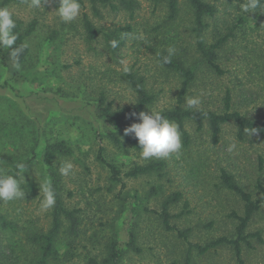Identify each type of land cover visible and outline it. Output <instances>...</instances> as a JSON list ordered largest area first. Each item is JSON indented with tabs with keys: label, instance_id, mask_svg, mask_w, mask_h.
I'll return each instance as SVG.
<instances>
[{
	"label": "rangeland",
	"instance_id": "rangeland-1",
	"mask_svg": "<svg viewBox=\"0 0 264 264\" xmlns=\"http://www.w3.org/2000/svg\"><path fill=\"white\" fill-rule=\"evenodd\" d=\"M113 1L116 9L101 7V15H95L86 0L78 18L68 23L56 14L58 0H41L40 7H33L31 0L8 7L17 19L25 24L36 19L38 26L26 38L29 53L19 68L2 64L6 49L0 48V173L11 168L7 156L20 161L35 156L33 167L19 181L25 197L1 203L10 223L7 229L0 227L3 262L36 261L34 236L52 224L53 207L45 209L43 201L54 174L68 205L81 209L77 255L68 264H84L89 256H107L115 243L122 251L118 264H185L187 242L176 230H168L159 216L165 197L175 191L182 192L183 198L171 212L185 210V214L171 224L191 228V242L205 244L232 236L235 222L230 214L242 213L243 202L220 185L222 168L255 199L263 197L260 156H264V141L255 134L240 141L235 125L227 124L216 144L208 125L198 131L192 122L186 125L192 145L184 148L182 143L178 153L166 157L167 167L161 175L124 177V186L117 184L110 191V173L98 160L100 147L106 160L115 161L122 170L148 160L141 152L125 156L117 150L106 137L108 121L97 113L102 94L115 108L135 102L126 79L130 72L144 75L148 88L156 94V102L146 112L178 104L187 107V100L194 97L200 100L195 107L221 112L229 89L234 109L259 122L264 120V8L245 12L248 0H206L217 7L216 15L207 19L206 43L229 36L220 51V64L226 72L218 73L197 49L188 0H179L181 10L175 20L168 17L169 0H128L132 7L122 0ZM85 12L101 30L94 41L88 40L83 27ZM108 35L118 42L117 47L111 46ZM164 48H174L173 56L194 63L196 79L183 102L182 77L163 63ZM125 67L130 71L125 73ZM134 122L138 118L127 127ZM60 141L71 146L73 154L47 158V145ZM66 162L73 165L67 176L60 172ZM133 231L137 234L135 248L130 243ZM248 232H261L263 241L252 237L250 246L244 244L245 264H264V208L254 216ZM193 254L192 264H237L228 247Z\"/></svg>",
	"mask_w": 264,
	"mask_h": 264
},
{
	"label": "trees",
	"instance_id": "trees-1",
	"mask_svg": "<svg viewBox=\"0 0 264 264\" xmlns=\"http://www.w3.org/2000/svg\"><path fill=\"white\" fill-rule=\"evenodd\" d=\"M26 0H0V7H9L14 3H23ZM95 15H101V7H111L116 9L117 5L113 0H87ZM158 1V0H155ZM86 0H80L82 6L85 5ZM122 3L132 7V2L122 0ZM169 19L175 20L180 14L179 0H169ZM189 8L193 19L192 30L195 33L196 45L198 51L201 53L205 62L209 64L218 73H225L226 71L220 64V51L226 45L229 36L218 38L211 44H207L204 39V33L209 27L208 18H213L217 13L215 4L206 0H188ZM15 32L18 39L14 47L27 45L26 38L31 35L38 26L36 19L25 24L22 20L17 19ZM83 27L89 41H94L101 33L90 15L85 12L82 17ZM130 30L131 26L128 25ZM126 30V29H125ZM178 34V32H177ZM175 34V35H177ZM108 40H113L108 35ZM11 49H6L1 57L2 64L11 69L14 68L11 57ZM28 45L21 52L18 62L23 64L28 56ZM168 50L163 49L161 58L168 56ZM165 65L172 70L179 73L182 77V86L180 90V101L183 102L192 82L196 79V70L194 63L188 62L183 57L171 56V62ZM126 79L135 93V102L121 107H113V103L108 102L105 95H101L97 102V113L100 119H105L109 123V128L106 132V137L111 144L123 155L128 156L135 152H141L138 140L132 136H125L124 129L128 122L138 118V114L143 111L146 112L155 102L156 94L153 93L147 86L146 77L137 72H130L126 74ZM224 109L221 112L204 109L200 107H185L178 104L173 108H168L160 111L162 115L171 121H174L179 126L181 132V141L184 148H190L193 143L192 136L187 130V122H192L197 125L198 131H203L208 125L209 134L213 143H218L220 135L223 131V126L227 124H234L237 128L236 135L238 140L246 141L251 134L258 135L264 141V120L259 122L253 118L248 117L241 111L233 108V95L228 89L223 98ZM136 113L137 116H134ZM104 148L100 147L98 151V160L107 167L110 173V191H113L114 186L122 184L124 186L123 178H137L143 175L158 174L161 175L163 170L167 167V160L165 158H152L143 162H133L127 170L122 168L115 162L106 160L103 155ZM73 154V148L67 145L64 141L48 144L46 147V157L53 159L54 156H69ZM6 161L11 168L6 175H15L19 170L18 164L25 165L23 173L16 178L20 181L22 176L33 167L35 156L28 158L25 161H20L12 156H7ZM260 163H264V156H260ZM57 174L51 176L50 187L54 192L55 204L52 212V224L46 232L36 234L34 241L38 246V257L34 264H68L76 255L77 243L81 234V209L72 208L65 200L64 194L61 191L62 186ZM220 185L237 195L243 202V212L238 213L232 211L230 217L235 222V233L232 236L223 235L218 238L208 240L205 244L194 243L189 240V235L192 232L191 228L180 229L176 225L171 224L172 219L180 218L185 214V210L176 214L171 212V207L176 205L183 198L182 192L175 191L168 194L163 203L162 211L159 214L162 223L168 230H176L180 238L187 242V249L184 254L185 264H192L193 251H197L198 255H205L212 251H218L221 248H231L236 258L237 264H245L243 258L244 244L251 245L250 238L256 237L258 241H263L261 232H248L251 221L254 216L264 208V187H262L263 197L255 199L253 194L247 191L234 177L233 174L222 168L220 170ZM120 197V196H118ZM2 200H0V227L7 229L10 226L7 220V215L2 211ZM187 206V205H185ZM137 234L133 231L130 233V243L133 248L137 246ZM122 257V251L117 244H113L107 256H89L84 264H118ZM0 264H10L9 261H1Z\"/></svg>",
	"mask_w": 264,
	"mask_h": 264
},
{
	"label": "clouds",
	"instance_id": "clouds-1",
	"mask_svg": "<svg viewBox=\"0 0 264 264\" xmlns=\"http://www.w3.org/2000/svg\"><path fill=\"white\" fill-rule=\"evenodd\" d=\"M33 7H40L41 0H31ZM58 8L55 9L56 14L65 22H72L78 18L81 13L80 0H58ZM264 8V0H248L244 6L245 12H255L257 9ZM16 22L13 13L7 7H0V48L11 49L10 57L13 66L19 68L18 58L24 48L22 45L14 47L18 36L14 31ZM113 48L118 46V42H111ZM168 56L163 58V63H170L171 56L175 54L174 48L168 49ZM125 73L130 71L128 67L124 68ZM189 107H195L200 104L199 98H189L187 100ZM137 116L136 113H133ZM139 122H134L124 129V135H133L140 145L141 157L143 159L166 158L171 154L178 153L182 148L181 132L178 124L166 118L159 111L149 112L141 111L138 114ZM235 145L230 146L234 148ZM73 165L66 162L60 168L62 175L67 176ZM18 172L15 175L0 173V200L13 201L25 197V192L20 187V182L16 178L24 172L25 165H17ZM55 204L54 192L51 187H47L44 192L43 207L45 209L53 207Z\"/></svg>",
	"mask_w": 264,
	"mask_h": 264
}]
</instances>
